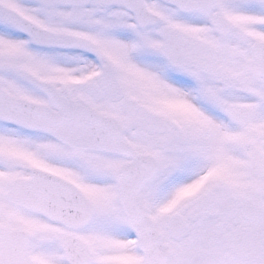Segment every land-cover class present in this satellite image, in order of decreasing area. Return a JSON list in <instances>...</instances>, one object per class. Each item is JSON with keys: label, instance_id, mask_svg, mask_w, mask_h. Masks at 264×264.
<instances>
[{"label": "snow or ice", "instance_id": "1", "mask_svg": "<svg viewBox=\"0 0 264 264\" xmlns=\"http://www.w3.org/2000/svg\"><path fill=\"white\" fill-rule=\"evenodd\" d=\"M0 264H264V0H0Z\"/></svg>", "mask_w": 264, "mask_h": 264}]
</instances>
